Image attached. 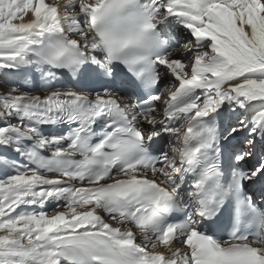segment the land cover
<instances>
[{
	"label": "snow or ice",
	"instance_id": "snow-or-ice-1",
	"mask_svg": "<svg viewBox=\"0 0 264 264\" xmlns=\"http://www.w3.org/2000/svg\"><path fill=\"white\" fill-rule=\"evenodd\" d=\"M0 84V264H264V0H0Z\"/></svg>",
	"mask_w": 264,
	"mask_h": 264
},
{
	"label": "bare ground",
	"instance_id": "bare-ground-1",
	"mask_svg": "<svg viewBox=\"0 0 264 264\" xmlns=\"http://www.w3.org/2000/svg\"><path fill=\"white\" fill-rule=\"evenodd\" d=\"M1 90V89H0Z\"/></svg>",
	"mask_w": 264,
	"mask_h": 264
}]
</instances>
